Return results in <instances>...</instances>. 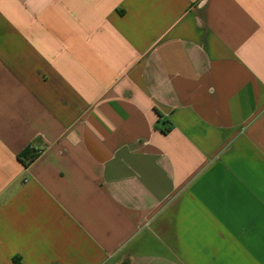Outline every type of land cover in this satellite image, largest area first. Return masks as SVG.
<instances>
[{
    "label": "crops",
    "instance_id": "obj_1",
    "mask_svg": "<svg viewBox=\"0 0 264 264\" xmlns=\"http://www.w3.org/2000/svg\"><path fill=\"white\" fill-rule=\"evenodd\" d=\"M0 264H264V0H0Z\"/></svg>",
    "mask_w": 264,
    "mask_h": 264
},
{
    "label": "trees",
    "instance_id": "obj_2",
    "mask_svg": "<svg viewBox=\"0 0 264 264\" xmlns=\"http://www.w3.org/2000/svg\"><path fill=\"white\" fill-rule=\"evenodd\" d=\"M23 156H21V162L25 165V166H29L34 160H35V156L31 157V158H23Z\"/></svg>",
    "mask_w": 264,
    "mask_h": 264
}]
</instances>
